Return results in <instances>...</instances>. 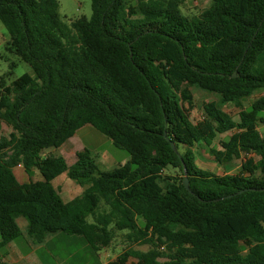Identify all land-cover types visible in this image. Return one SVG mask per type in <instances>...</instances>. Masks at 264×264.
I'll return each mask as SVG.
<instances>
[{"label":"trees","instance_id":"16d2710c","mask_svg":"<svg viewBox=\"0 0 264 264\" xmlns=\"http://www.w3.org/2000/svg\"><path fill=\"white\" fill-rule=\"evenodd\" d=\"M91 2L90 19L66 24L57 0H0L10 48L33 72L0 79V132L10 128L0 136V248L22 236L23 218L35 244L66 234L97 252L123 232L129 248L108 264H264V0H212L194 17L182 0ZM192 88L219 97L199 122ZM87 125L130 160L103 171L88 149L71 166L43 155ZM200 146L220 165L241 159L240 172L200 168ZM63 174L81 196L59 195Z\"/></svg>","mask_w":264,"mask_h":264},{"label":"rangeland","instance_id":"374dc122","mask_svg":"<svg viewBox=\"0 0 264 264\" xmlns=\"http://www.w3.org/2000/svg\"><path fill=\"white\" fill-rule=\"evenodd\" d=\"M59 4V15L63 22L66 24H71L73 21L80 18L90 19L92 16V2L91 0H57ZM212 0H182V11L188 17H194L202 13L204 10L211 6ZM11 37L5 28V26L0 21V79L3 76L11 75L8 77L7 82L10 84L24 74L33 75L32 69L24 62L20 57H18L10 48ZM15 65L14 68L12 66ZM192 93L194 96L195 107L191 114V119L193 122H199L204 116V103L210 101H219V97L202 90L192 88ZM260 94H256L250 98L244 100V107H250L259 97ZM224 109L231 113L232 116L238 120L237 113L238 110L233 106L226 105ZM260 131L264 135V126H260ZM10 132V128L5 124H2V130L0 136H7ZM234 132H230L224 135H219L216 139L214 145L219 148L221 140L228 138ZM75 142L82 141L84 147L92 153V157L95 161H99L98 166L103 171H111L116 167L125 165L129 160V154L117 148L113 142L104 134L93 128L92 126L85 127L79 133L78 137L74 139ZM79 143H74V147L80 146ZM196 154L197 165L209 172L216 175H236L241 170V159H237L231 164L220 165L217 164L213 157L209 154L208 150L204 146L196 147L194 149ZM62 151L59 149L55 151L54 149H49L44 151L43 155L56 154L61 156ZM253 156L255 154H252ZM256 159H258L256 157ZM100 162L109 163V165L100 164ZM115 165V166H113ZM113 166V167H112ZM166 174L182 176L180 170H174L169 168L166 170ZM92 222V219H88ZM136 249L147 251V246H136ZM129 248L128 243L124 239V233L118 232L115 239L113 240L110 247L103 249L102 253L99 255L93 252L91 249L81 250L80 245H66L55 243L52 247L53 257H49L48 261L50 264H104L109 258L117 257L122 252ZM163 253H167V250L161 248ZM45 254V251H44ZM109 256L108 258L106 257ZM135 261L131 260L130 264H134Z\"/></svg>","mask_w":264,"mask_h":264},{"label":"crops","instance_id":"0c3cea01","mask_svg":"<svg viewBox=\"0 0 264 264\" xmlns=\"http://www.w3.org/2000/svg\"><path fill=\"white\" fill-rule=\"evenodd\" d=\"M85 127H88V125ZM85 127L78 130L75 136L72 137L69 141H67L59 149L60 151H62L61 156L66 160L68 166L73 165L77 161L76 156L78 152H81L86 149L83 143H81L82 141L80 142L78 140L76 141L77 143L80 142V146L78 147V149H76L77 147L73 146L74 143H76L74 139L78 137L79 133ZM100 164L109 165V163L106 162H100ZM14 173L20 183L24 184L30 181L29 176L27 175L22 166H18L17 168H15ZM32 179L33 181H40L42 177L36 171ZM53 185L58 191L59 195L65 201H71L81 196L84 192V187L71 180L66 174H63L56 178L53 181ZM17 223L21 229L22 236L16 239L15 241L11 242L9 245H7V247L0 248V262L2 261L8 264H50L48 258L53 257L51 252L53 250L52 247L55 243L66 245H80L81 250L91 249L98 255L103 251L101 250L96 252L82 237L69 236L66 234L52 235L48 237L42 244H35L27 235L26 220L20 218L17 220ZM106 257L108 258L109 256L106 255ZM114 259H116V257L109 258L108 261L104 264H108V262L113 261Z\"/></svg>","mask_w":264,"mask_h":264},{"label":"water","instance_id":"95a60500","mask_svg":"<svg viewBox=\"0 0 264 264\" xmlns=\"http://www.w3.org/2000/svg\"><path fill=\"white\" fill-rule=\"evenodd\" d=\"M234 76H235V75H234ZM165 137H166V139H169L166 135H165ZM171 145H172L173 150H174L175 152H177V148H176L175 144H174V143H171ZM184 171H185V172L187 171L185 165H184ZM184 186H185V188H186L190 193H192L191 190H190V188H189V180H188V177H186V178L184 179Z\"/></svg>","mask_w":264,"mask_h":264}]
</instances>
